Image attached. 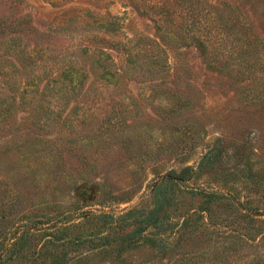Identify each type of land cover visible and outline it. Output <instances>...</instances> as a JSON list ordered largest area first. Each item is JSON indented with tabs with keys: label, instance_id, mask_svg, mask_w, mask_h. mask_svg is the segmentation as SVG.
<instances>
[{
	"label": "rangeland",
	"instance_id": "374dc122",
	"mask_svg": "<svg viewBox=\"0 0 264 264\" xmlns=\"http://www.w3.org/2000/svg\"><path fill=\"white\" fill-rule=\"evenodd\" d=\"M158 1L172 3L0 0V20L24 24L10 38L0 28V264H264V0H199L194 25L177 13L175 36L159 31L150 10ZM100 18L116 33L103 32ZM34 29L49 43L34 47ZM93 35L142 40L156 57L108 50L129 73L103 77L73 50L92 49ZM69 65L78 80L63 71ZM186 169L167 211L178 226L162 232L178 244L166 257L147 243L118 259L71 244L96 233L91 216L151 207L154 187ZM198 188L250 212L220 204L210 216L219 226H195L199 199L183 190ZM250 213L253 221L241 215Z\"/></svg>",
	"mask_w": 264,
	"mask_h": 264
},
{
	"label": "trees",
	"instance_id": "16d2710c",
	"mask_svg": "<svg viewBox=\"0 0 264 264\" xmlns=\"http://www.w3.org/2000/svg\"><path fill=\"white\" fill-rule=\"evenodd\" d=\"M14 1V0H12ZM52 6H59L62 2L66 0H47ZM70 1V0H68ZM131 3H140L144 4L147 0H125ZM149 1V0H148ZM159 3V4H158ZM166 1L165 3L160 4L158 1L157 4L150 6V10L159 16L158 20L155 21L159 26L160 32H166L170 36L176 35V29H179L180 25H178L183 18H179L177 13L181 10H185L186 13H190L187 18L191 25H194L196 22V11L199 9L203 2L199 0H172V3ZM213 8H209L206 6L205 15H212ZM204 11V9H202ZM181 19V20H180ZM100 21L101 29L103 32L108 33L109 35L116 33L115 23L110 22L111 20L106 18L98 19ZM23 22L17 20V18H13L9 15H4L3 19L0 20V28L2 30L1 35L3 37H9L14 33H22L21 27ZM220 27V26H219ZM35 34H39L37 39L40 42L34 45L38 46L39 43H43L40 39L49 38V34L39 33L33 30ZM226 32V30H225ZM244 32L241 31L240 35ZM228 39L231 37L235 40H239L241 36L226 32ZM207 37V36H206ZM216 37V36H215ZM10 38V37H9ZM91 40H87L90 47L82 46L78 48L81 44H76L73 46L74 53L76 55L85 54L90 55L95 60L96 66L103 72V77L107 78H117L120 79L123 76L129 73V70L122 67H117L116 62L112 58V56L107 52L108 50H115L117 53L119 51L123 52V54L129 58H135L136 56L143 54L146 55L151 53L152 57H156L153 54V46L150 44H146L142 40L137 43L132 44L129 42L127 44H123L120 42H114L107 39L104 36L93 35ZM209 39V38H208ZM46 40V39H44ZM142 42V43H141ZM45 42L40 45H45ZM207 47V46H205ZM75 48V49H74ZM33 49V57L37 54ZM143 51V52H142ZM32 53V52H31ZM27 56H30V53ZM75 55V56H76ZM93 56H97L93 57ZM128 64V60H125ZM76 63V62H75ZM64 72L69 74L72 79L76 77L79 79V76L82 74L70 67H63ZM81 70V68H80ZM76 80V81H77ZM49 83V82H47ZM210 155H205L201 160V164L208 161ZM186 170H183L181 173L177 174L175 172H171L167 178L161 180L153 189V200L151 203V207L145 209H133L129 210L125 214L121 216L115 217L112 215H97L91 216L88 219V222H92L91 220L99 221L100 223L97 225L96 233H83L79 237L73 239L71 244L75 245L77 248L87 245L88 247L94 249L96 247H107L114 251L116 259L122 256V254L130 252L133 248L141 245L148 244L152 249H154L160 256L166 257L170 252L174 251L178 244L174 242H169L167 238H164L163 231L165 227H171L172 231H174L175 227L178 226L176 224L169 226V221L167 219V211L170 207V202L173 195L176 192V189L180 187V183H183L184 174ZM183 192L186 194H190L191 196H197L199 199V205L194 210V225L200 222L202 218H206L209 220V223L212 227L219 226V223L211 219V214L214 209L218 207L220 204L223 206H229L231 208H235L238 211H248L247 208L240 206L238 203H233L228 197L224 194L217 191H208L202 188H198L197 190H188L184 189ZM225 203V204H224ZM243 218H248L249 221H253L254 217L257 216L254 213H250V216L241 214ZM194 216V215H193ZM192 214H185L183 223L180 224V228L182 226H186V224L191 220ZM130 223L131 230L127 231L122 228L123 223ZM216 224V225H214ZM129 228V227H128ZM121 231V235L120 234ZM109 232V233H108ZM119 233V234H118ZM52 264H57L56 261H53ZM250 264V263H249Z\"/></svg>",
	"mask_w": 264,
	"mask_h": 264
}]
</instances>
